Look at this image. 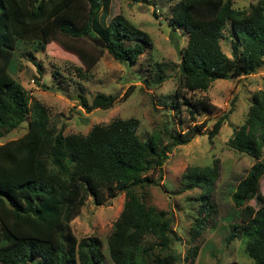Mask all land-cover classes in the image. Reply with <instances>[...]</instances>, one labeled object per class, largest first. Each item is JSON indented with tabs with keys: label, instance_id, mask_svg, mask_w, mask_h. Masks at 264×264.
<instances>
[{
	"label": "trees",
	"instance_id": "16d2710c",
	"mask_svg": "<svg viewBox=\"0 0 264 264\" xmlns=\"http://www.w3.org/2000/svg\"><path fill=\"white\" fill-rule=\"evenodd\" d=\"M138 3L140 0H129ZM235 0H175L170 7L168 26L182 30L186 45L179 51V83L175 97L205 92L216 80H231L254 74L264 65V1L247 12L233 7ZM111 0H0V139L4 133L26 123L25 133L0 143V264H103L101 241L92 237L78 240L69 223L79 214L88 197L96 205L124 194L123 206L107 238L112 264H179L169 251L170 222L163 211L146 207L137 189L151 184L149 170H161L162 161L178 145L190 141L188 133L168 134L164 144L159 132L142 142L137 119H114L94 125L86 135H64L49 127L48 109L31 100L13 78L12 61L21 45H58L75 55L89 72L107 52L115 61L134 65L152 48L147 33L122 15L105 24L100 15L110 12ZM229 26L233 44L225 55L220 40ZM93 36L104 48L88 51L79 41ZM34 61L31 51L23 52ZM33 65L39 67L38 64ZM161 63L153 72L160 84ZM128 90L122 97L126 99ZM183 97V96H182ZM117 97L98 94L89 113L112 107ZM193 115L211 111L207 100L176 101ZM226 115L208 133L217 135ZM201 126H194L199 132ZM228 148L256 160L231 195L239 212L242 234L249 239L245 251L254 264H264V206L256 211L240 208L256 194L264 175V91L255 92L243 123L233 128ZM219 177L218 161L210 166L187 167L182 179L187 190L200 188V213L210 216V197ZM205 219L196 220L190 238L197 239ZM146 238L150 242H146ZM196 249V248H195ZM192 256H195V251Z\"/></svg>",
	"mask_w": 264,
	"mask_h": 264
},
{
	"label": "rangeland",
	"instance_id": "374dc122",
	"mask_svg": "<svg viewBox=\"0 0 264 264\" xmlns=\"http://www.w3.org/2000/svg\"><path fill=\"white\" fill-rule=\"evenodd\" d=\"M264 0H235L236 10L247 12ZM175 0H111L110 12L100 15L99 23L105 25L115 15H122L138 29L148 34L152 48L146 50L134 65L115 61L104 52L96 65L82 78L77 68H84L79 59L61 49L58 45H47L41 51L37 45H21L16 52L13 78L22 86L31 100L39 101L48 109L49 127L64 135H86L94 125H106L114 119L134 118L139 122L137 135L140 141L148 140L153 133L159 132L165 144L168 134L188 133L190 141L178 145L162 161L161 170H149L145 176L151 184L137 189L141 201L146 207L163 211L170 222L169 251L179 264H254L248 257L245 247L247 235L242 234L238 209L231 202L238 182L243 179L249 168L256 163L244 154L228 148L227 141L233 128L243 123L255 92L264 91V65L254 74L231 80H216L205 92L175 97L179 83V51L187 42L182 30L168 26L170 7ZM165 22L168 28L163 33ZM225 38L220 47L225 55L231 56L232 34L227 25ZM93 36L79 41L88 51L98 47ZM32 51L33 62L24 56ZM155 63L166 67L162 69L160 84H153L156 75L152 69ZM131 90L126 99L123 95ZM98 94L114 95L116 102L106 110L95 109L87 113L83 101L90 104ZM79 96L82 103L73 100ZM183 96V97H182ZM186 101L207 100L214 109L193 115L185 106L180 110L173 105ZM226 115L217 135L208 137L214 123ZM194 126H201L199 132ZM26 123L17 129L4 133L0 143L21 137L25 133ZM1 130V129H0ZM2 131V130H1ZM264 156V152H263ZM218 161L219 177L214 185L210 202L213 213L205 216L200 213V188L187 190L182 174L187 167L210 166ZM124 194L107 198L102 205H96L88 197L79 214L69 223L72 234L78 239L98 238L105 255L103 264H112L108 258L107 238L123 206ZM264 206V175L259 180L256 194L245 203L240 211L250 209L253 212ZM205 219V227L200 236L192 240L190 229L198 219ZM149 243L150 239L146 238ZM196 248V249H195ZM195 251V256H192Z\"/></svg>",
	"mask_w": 264,
	"mask_h": 264
},
{
	"label": "water",
	"instance_id": "95a60500",
	"mask_svg": "<svg viewBox=\"0 0 264 264\" xmlns=\"http://www.w3.org/2000/svg\"><path fill=\"white\" fill-rule=\"evenodd\" d=\"M161 24L163 25V33L166 34L168 28L165 26V22L162 21ZM94 43L99 47V48H104V44L100 40H95ZM73 100H76L79 104L82 103V100L79 96L77 97H72Z\"/></svg>",
	"mask_w": 264,
	"mask_h": 264
}]
</instances>
